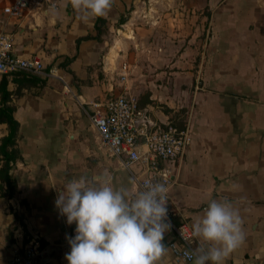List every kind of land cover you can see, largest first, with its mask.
<instances>
[{
  "label": "crops",
  "instance_id": "0c3cea01",
  "mask_svg": "<svg viewBox=\"0 0 264 264\" xmlns=\"http://www.w3.org/2000/svg\"><path fill=\"white\" fill-rule=\"evenodd\" d=\"M54 1L12 16L4 8L14 0H0V32L12 34L15 54H37L65 79L8 77L20 157L12 196L0 179V264L34 238L50 247L41 264H66L76 224L55 205L63 184L105 170L114 186L133 179L83 113L123 92L156 121L190 127L192 142L170 188L173 219L192 225L209 201H230L244 240L224 264H264V0H113L105 16L87 21L69 0ZM88 35L95 38L77 43ZM7 134L0 124V139ZM174 238L171 227L157 264H192L175 257Z\"/></svg>",
  "mask_w": 264,
  "mask_h": 264
},
{
  "label": "clouds",
  "instance_id": "9594fccd",
  "mask_svg": "<svg viewBox=\"0 0 264 264\" xmlns=\"http://www.w3.org/2000/svg\"><path fill=\"white\" fill-rule=\"evenodd\" d=\"M69 2L87 21L105 16L113 0ZM135 183L130 179L127 185L114 186L105 170L63 184L55 205L68 225L76 224L75 236L68 237L71 250L65 254L69 264H157L166 255L162 241L171 229L166 222L169 189L146 180L138 190ZM191 237L200 241L185 253L192 264H224L244 240L239 210L227 200L209 201L193 219Z\"/></svg>",
  "mask_w": 264,
  "mask_h": 264
},
{
  "label": "built area",
  "instance_id": "2783aa9c",
  "mask_svg": "<svg viewBox=\"0 0 264 264\" xmlns=\"http://www.w3.org/2000/svg\"><path fill=\"white\" fill-rule=\"evenodd\" d=\"M45 2L56 4L54 0H14L4 8V12L12 16H21L31 6L40 7ZM13 47L12 34L1 31L0 75L10 77L22 72L36 76H54L65 82L59 69L57 67L48 69L41 56L17 55ZM129 75L130 69L124 65L121 78L126 81ZM84 110L101 143L110 155L119 159L130 171L140 189L146 180L164 183L168 187L167 222H170L175 233L169 247L178 260L191 262L185 253L195 248V238L191 237L192 225L185 219L178 222L173 219L170 195L173 172L182 162L192 142L189 125L179 127L174 122L156 121L147 109L139 106L137 96L129 92H123L104 101H94ZM136 165L145 171L144 176L134 169ZM75 228L71 237L76 234ZM185 236L189 239L186 240ZM70 250L68 244V252ZM44 251L45 247L40 240L31 239L22 249L15 251L9 264H41ZM65 263L69 264L67 259Z\"/></svg>",
  "mask_w": 264,
  "mask_h": 264
},
{
  "label": "trees",
  "instance_id": "16d2710c",
  "mask_svg": "<svg viewBox=\"0 0 264 264\" xmlns=\"http://www.w3.org/2000/svg\"><path fill=\"white\" fill-rule=\"evenodd\" d=\"M126 17L121 18L120 23H124ZM99 22H103L99 18ZM97 29L99 26H96ZM95 38L92 35H88L84 38L78 39L77 43L80 44L82 40ZM99 38V37H98ZM19 77L24 80L32 79L35 82L43 83L45 80L37 77L36 75H31L27 73H16ZM2 79L0 81V124H5L8 130V134L0 139V155L3 159V164L0 167V179L5 181L7 184V194L12 196L15 189L16 183L12 179L11 169L16 160L20 157L19 149L17 148V140L19 137L20 123L15 118V106L11 103L12 91L9 90V76L1 75ZM141 107V106H140ZM176 124V123H175ZM179 127H184V124Z\"/></svg>",
  "mask_w": 264,
  "mask_h": 264
},
{
  "label": "water",
  "instance_id": "95a60500",
  "mask_svg": "<svg viewBox=\"0 0 264 264\" xmlns=\"http://www.w3.org/2000/svg\"><path fill=\"white\" fill-rule=\"evenodd\" d=\"M49 251H50V247H47V248L45 249V251H44L42 257H41V262H42V260H43V261H46V260H48V259L50 258V257H49ZM51 256H52V255H51Z\"/></svg>",
  "mask_w": 264,
  "mask_h": 264
},
{
  "label": "rangeland",
  "instance_id": "374dc122",
  "mask_svg": "<svg viewBox=\"0 0 264 264\" xmlns=\"http://www.w3.org/2000/svg\"><path fill=\"white\" fill-rule=\"evenodd\" d=\"M74 98H76V95H74ZM84 110V109H83ZM83 113L86 115V112H85V110L83 111ZM87 116V115H86ZM90 124V123H89ZM91 126V125H90ZM99 141H100V139H99Z\"/></svg>",
  "mask_w": 264,
  "mask_h": 264
}]
</instances>
